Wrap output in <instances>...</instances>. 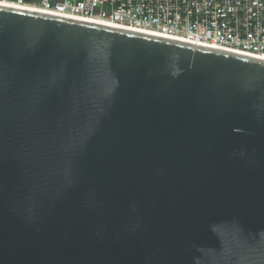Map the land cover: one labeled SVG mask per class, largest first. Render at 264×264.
Wrapping results in <instances>:
<instances>
[{
	"label": "water",
	"instance_id": "water-1",
	"mask_svg": "<svg viewBox=\"0 0 264 264\" xmlns=\"http://www.w3.org/2000/svg\"><path fill=\"white\" fill-rule=\"evenodd\" d=\"M0 264H264V59L0 5Z\"/></svg>",
	"mask_w": 264,
	"mask_h": 264
},
{
	"label": "built area",
	"instance_id": "built-area-1",
	"mask_svg": "<svg viewBox=\"0 0 264 264\" xmlns=\"http://www.w3.org/2000/svg\"><path fill=\"white\" fill-rule=\"evenodd\" d=\"M10 1L53 16L264 57V0Z\"/></svg>",
	"mask_w": 264,
	"mask_h": 264
},
{
	"label": "bare ground",
	"instance_id": "bare-ground-1",
	"mask_svg": "<svg viewBox=\"0 0 264 264\" xmlns=\"http://www.w3.org/2000/svg\"><path fill=\"white\" fill-rule=\"evenodd\" d=\"M9 5V6H13V7H17V8H25V9H27V10H32V11H36L34 8H32V7H30V6H28V5H24V4H17V3H15V2H12V1H10V0H0V5ZM79 20H82V21H88V22H90V20H87V19H79ZM92 22V21H91ZM98 22V21H97ZM100 24H103V23H101L100 22ZM105 25V24H104ZM108 25V24H107ZM106 25V26H107ZM255 58H258V57H255ZM259 59H264V57L262 56V57H259Z\"/></svg>",
	"mask_w": 264,
	"mask_h": 264
}]
</instances>
